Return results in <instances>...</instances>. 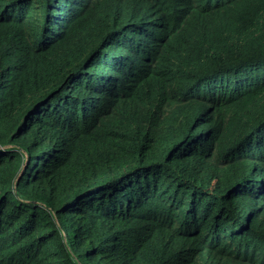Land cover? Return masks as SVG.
Returning <instances> with one entry per match:
<instances>
[{
	"label": "trees",
	"instance_id": "obj_1",
	"mask_svg": "<svg viewBox=\"0 0 264 264\" xmlns=\"http://www.w3.org/2000/svg\"><path fill=\"white\" fill-rule=\"evenodd\" d=\"M0 264H264V0H0Z\"/></svg>",
	"mask_w": 264,
	"mask_h": 264
}]
</instances>
